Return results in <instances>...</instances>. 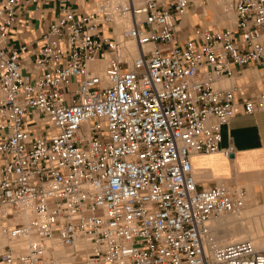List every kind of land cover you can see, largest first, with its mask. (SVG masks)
Instances as JSON below:
<instances>
[{
	"label": "built area",
	"instance_id": "1",
	"mask_svg": "<svg viewBox=\"0 0 264 264\" xmlns=\"http://www.w3.org/2000/svg\"><path fill=\"white\" fill-rule=\"evenodd\" d=\"M69 1L29 58L8 41L24 0H0V264H264L210 233L244 189L199 186L191 166L237 102L264 108V87L220 85L264 66V0H228L229 27L183 35L191 0Z\"/></svg>",
	"mask_w": 264,
	"mask_h": 264
},
{
	"label": "crops",
	"instance_id": "2",
	"mask_svg": "<svg viewBox=\"0 0 264 264\" xmlns=\"http://www.w3.org/2000/svg\"><path fill=\"white\" fill-rule=\"evenodd\" d=\"M39 0L37 4L30 3L26 0L23 7L18 9L13 25L8 31V41L11 45L16 46L24 43L28 48H32L38 44V36L45 28L47 23L52 19L57 10L55 0H45L42 3ZM94 0H70L69 5L84 12L92 7ZM204 6L198 8L193 6L190 1L188 10L182 15L178 21V34L183 35L191 32L194 25H218V28L226 27V25L215 23L218 17L229 23L232 18L229 17L228 8L225 1L221 0H201ZM225 4L222 6L219 15L215 13L213 4ZM216 14V15H215ZM230 18V21L227 19ZM214 29V28H212ZM217 29V28H215ZM31 57V49L28 52ZM257 71H264V66ZM260 73V75H263ZM257 76L256 70L252 68H243L233 76L234 83L240 86L236 93V98L249 95L252 92L263 88L264 83L259 81V85L255 82ZM228 84V83H227ZM238 101V100H237ZM235 113L231 116L226 124L220 127V141L218 151L214 154H196L191 157V166L193 168L197 184L205 187L212 185L214 182L223 181L227 184L235 183V179L241 181L246 176L250 178L248 183H252L258 173V184L260 185V196L264 197V108L255 110L252 113H243L238 102L235 104ZM227 146L232 147V153L228 157L221 154V150ZM254 176V177H253ZM246 180V179H245ZM243 182V181H241Z\"/></svg>",
	"mask_w": 264,
	"mask_h": 264
},
{
	"label": "bare ground",
	"instance_id": "3",
	"mask_svg": "<svg viewBox=\"0 0 264 264\" xmlns=\"http://www.w3.org/2000/svg\"><path fill=\"white\" fill-rule=\"evenodd\" d=\"M227 83L221 81L220 85L225 86ZM250 205L251 213L247 217L236 216L245 211L246 205H244L236 213L223 214L209 221L210 233L216 245L246 238L252 242L255 249H264V212L262 206H258L255 200H252Z\"/></svg>",
	"mask_w": 264,
	"mask_h": 264
},
{
	"label": "rangeland",
	"instance_id": "4",
	"mask_svg": "<svg viewBox=\"0 0 264 264\" xmlns=\"http://www.w3.org/2000/svg\"><path fill=\"white\" fill-rule=\"evenodd\" d=\"M191 1H193V6H198L199 5L198 6L199 9L204 6V4L201 3L202 2L201 0H191ZM210 1L212 2L213 0H210ZM225 1H228V0H221V3L222 2L224 3ZM221 3L219 5L213 4V7L215 9L214 11H215V13L217 15H219L220 13H222L221 8H222V6L225 5V4L222 5ZM223 8H225V6ZM227 10L229 12V17L231 16L230 18H232V20H233V12L230 9H227ZM230 18H228L227 21H230ZM223 22H224L225 25L227 24L226 27H229L231 25V22L232 21L229 22V23H225L226 21L223 20V19H221V18H219V17L217 19H215V23H218L219 26L221 24H223ZM206 27H209L210 28V25L207 24ZM212 28H214V29L215 28H218V25H212ZM256 72H257V76H255V82H256V84L259 85V81L260 80H262V82L264 83V74H263L264 71L262 73V71H257L256 70ZM260 73H262L263 75H260ZM227 82H234V81L233 80H230V81H227ZM247 177L248 176H246L244 179H241V181H243V182H241L238 179H235L234 180L235 183H233L236 186L242 187L244 189V205H246V208H245V211H243L242 214L236 215L238 217H243V218L244 217H247V215H249L251 213V209H250L251 208V205H250V203H251L252 200H255L256 201V204L258 206H262V211L264 212V197L261 198V196H260V185L258 184V181H259V179H258V173H257V176H255V178H252L251 179V181H254L252 183H248L247 182V180L249 181V179H250V178H247ZM233 216H235V215H233ZM219 220L220 219H218V221Z\"/></svg>",
	"mask_w": 264,
	"mask_h": 264
}]
</instances>
